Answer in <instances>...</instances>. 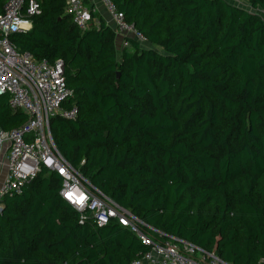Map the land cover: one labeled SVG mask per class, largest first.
Returning <instances> with one entry per match:
<instances>
[{"label":"trees","instance_id":"trees-1","mask_svg":"<svg viewBox=\"0 0 264 264\" xmlns=\"http://www.w3.org/2000/svg\"><path fill=\"white\" fill-rule=\"evenodd\" d=\"M112 1L145 43L122 46L97 12L79 29L64 0H39L31 27L11 34L63 61L77 115L50 118L56 148L143 234L264 264V18L229 0ZM25 120L0 94V126ZM60 187L43 167L2 197L0 264H129L148 250L116 221H81Z\"/></svg>","mask_w":264,"mask_h":264},{"label":"built area","instance_id":"built-area-1","mask_svg":"<svg viewBox=\"0 0 264 264\" xmlns=\"http://www.w3.org/2000/svg\"><path fill=\"white\" fill-rule=\"evenodd\" d=\"M64 3L72 22L79 29H86L93 20V10L85 0ZM101 3L112 28L122 36V46L129 45V38L141 44L146 42L143 33L124 18L112 0ZM39 11V0H5L0 12V94L7 95L12 110L19 109L26 115L20 127L5 130L0 126V211L2 197L21 192L23 185L44 167L61 177L59 193L79 212L81 221L89 217L96 225L116 221L149 246L129 264H230L189 241L176 238V242H160L143 234L138 228L140 219L94 186L58 151L49 127L50 118L59 115L73 119L77 115L76 105H65L73 90L66 83L63 61L36 59L28 51L18 49L11 39L13 32L28 30L30 16Z\"/></svg>","mask_w":264,"mask_h":264},{"label":"crops","instance_id":"crops-1","mask_svg":"<svg viewBox=\"0 0 264 264\" xmlns=\"http://www.w3.org/2000/svg\"><path fill=\"white\" fill-rule=\"evenodd\" d=\"M85 3L93 10L94 12L99 13L100 15L103 16V18L105 19V21L112 25L110 17L108 16V13L106 12L104 6L101 3V0H85ZM94 21L96 22V18H93ZM121 35L117 34V38H119V40L121 41Z\"/></svg>","mask_w":264,"mask_h":264},{"label":"rangeland","instance_id":"rangeland-1","mask_svg":"<svg viewBox=\"0 0 264 264\" xmlns=\"http://www.w3.org/2000/svg\"><path fill=\"white\" fill-rule=\"evenodd\" d=\"M234 2L240 6H242L243 8L249 9L251 11L256 12L257 14H259L262 18H264V9L260 8V7H253L249 0H234Z\"/></svg>","mask_w":264,"mask_h":264},{"label":"water","instance_id":"water-1","mask_svg":"<svg viewBox=\"0 0 264 264\" xmlns=\"http://www.w3.org/2000/svg\"><path fill=\"white\" fill-rule=\"evenodd\" d=\"M176 240H179V238H177Z\"/></svg>","mask_w":264,"mask_h":264}]
</instances>
